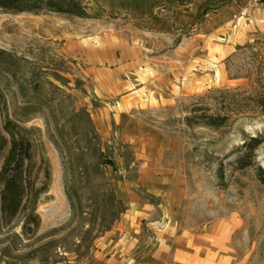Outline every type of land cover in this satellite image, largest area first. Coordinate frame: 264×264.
Returning a JSON list of instances; mask_svg holds the SVG:
<instances>
[{
  "label": "rangeland",
  "instance_id": "rangeland-1",
  "mask_svg": "<svg viewBox=\"0 0 264 264\" xmlns=\"http://www.w3.org/2000/svg\"><path fill=\"white\" fill-rule=\"evenodd\" d=\"M83 6V17L0 8V128L8 118L29 129L50 171L38 226L26 222L30 205L10 221L0 214V264L103 262L139 242L152 264H264V114L254 102L264 0ZM108 52L120 62L91 65ZM98 138L115 161L104 172L117 198L131 181L150 207L138 238L111 233L125 211L104 231L91 190L77 191L74 208L67 198L77 164H96Z\"/></svg>",
  "mask_w": 264,
  "mask_h": 264
},
{
  "label": "trees",
  "instance_id": "trees-1",
  "mask_svg": "<svg viewBox=\"0 0 264 264\" xmlns=\"http://www.w3.org/2000/svg\"><path fill=\"white\" fill-rule=\"evenodd\" d=\"M0 8L13 12H33L39 10H49L56 13L68 14L77 17L85 16L83 0H0ZM255 105L264 114V91L257 93L254 97ZM0 104L4 105L3 94L0 92ZM79 115L89 119V114L85 110L79 112ZM97 137V136H96ZM96 149L98 157L96 164L91 168L87 164H77V172L71 173V178L65 184V193L74 208V201L79 200L78 190L88 189L95 194L98 201L104 208L101 218L107 224L104 231L110 229L116 222L122 212L126 210L122 201L117 198L114 188L105 175L104 166H114L115 161L112 152L107 147V155L101 151L102 142L97 139ZM253 147V145H251ZM251 146L248 149H251ZM84 152L76 155L82 159ZM249 162L248 155L240 158L242 165ZM68 171V169H66ZM72 168L69 169V173ZM74 175V177H73ZM99 176V189L94 190L91 185L93 178ZM50 180V171L48 164L43 167L36 161L34 155V144L30 137V130L19 126L16 122L6 118L0 128V214L10 221L20 212L26 210L30 205V211L27 213L26 222H33L35 226L39 224V216L34 212L35 204L41 194L47 191ZM264 183V177H260ZM75 181V185L72 184ZM77 185V187H76ZM107 215L109 219H107Z\"/></svg>",
  "mask_w": 264,
  "mask_h": 264
},
{
  "label": "crops",
  "instance_id": "crops-1",
  "mask_svg": "<svg viewBox=\"0 0 264 264\" xmlns=\"http://www.w3.org/2000/svg\"><path fill=\"white\" fill-rule=\"evenodd\" d=\"M104 54L105 53H103L102 55L95 54L96 56H92L91 65L94 66L96 64H101V63L117 64L120 62L118 57L110 54L109 52L106 53L105 55ZM118 147H121V145H119ZM114 149L115 148L113 147V150ZM123 149H126V147H123ZM117 154H120V151H117ZM125 185L127 186L122 191H120L119 197L127 205V208L125 212L122 213V216L119 219L117 225L111 231V233L119 232V234L123 236L121 237L122 240L128 238L133 239V237L138 238L143 233L141 221L144 218H147V216L151 213L150 207H147L148 205L145 206L143 202L138 201L137 199L134 198V194L132 190L129 189V187L130 188L132 187L133 183H131V181H128L126 182ZM149 223L152 224L155 223V221H150ZM133 241H135V239ZM139 244H141V242L133 246H129L128 243H125L124 246L118 245L109 253L105 254L106 258L103 262L102 261L99 262V258L95 257L92 259L93 262H89V263L87 262L85 264H152V263L144 262L143 259L145 258V252L147 250L143 245L139 246Z\"/></svg>",
  "mask_w": 264,
  "mask_h": 264
}]
</instances>
